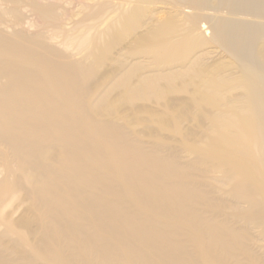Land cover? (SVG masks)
I'll use <instances>...</instances> for the list:
<instances>
[{"label": "bare ground", "instance_id": "obj_1", "mask_svg": "<svg viewBox=\"0 0 264 264\" xmlns=\"http://www.w3.org/2000/svg\"><path fill=\"white\" fill-rule=\"evenodd\" d=\"M0 264H264V0H0Z\"/></svg>", "mask_w": 264, "mask_h": 264}]
</instances>
